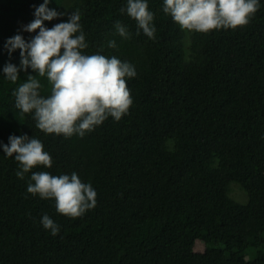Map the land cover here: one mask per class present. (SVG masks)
<instances>
[{"label": "trees", "instance_id": "16d2710c", "mask_svg": "<svg viewBox=\"0 0 264 264\" xmlns=\"http://www.w3.org/2000/svg\"><path fill=\"white\" fill-rule=\"evenodd\" d=\"M42 2L0 0V73L8 62L19 65V50L10 57L4 43L18 33L31 39L20 25ZM162 5L148 0L150 39L121 12L126 0L49 4L79 11L84 54L116 56L137 72L126 79L128 113L83 138L39 130L14 106L12 92L28 73L15 83L0 75V142L12 134L40 139L52 167L33 172H76L97 192L84 215L59 214L54 200L27 192L31 172L18 178V163L0 149V264H264V0L247 25L208 33L181 30ZM31 74L49 95L47 79ZM232 182L244 202L230 196ZM44 214L60 226L57 235L41 225Z\"/></svg>", "mask_w": 264, "mask_h": 264}, {"label": "clouds", "instance_id": "9594fccd", "mask_svg": "<svg viewBox=\"0 0 264 264\" xmlns=\"http://www.w3.org/2000/svg\"><path fill=\"white\" fill-rule=\"evenodd\" d=\"M52 0H43L34 9V19L22 26V31L38 32L26 40L20 33L6 39L4 49L11 57L17 49L19 65L11 62L2 68L6 80L15 83L20 72L27 74L25 82L13 90L14 106L24 114H32L36 127L47 134L78 135L83 138L109 117L119 121L133 103L126 79L137 75L135 66L116 56L84 54L88 47L80 23L79 11H57L50 8ZM260 7V0H163L162 10L181 30L208 33L212 30L236 29L247 25ZM136 21L140 30L150 39L154 38V14L149 10L148 0H126L121 9ZM67 15V19L51 28L45 21ZM119 36L127 38L124 25L115 24ZM115 48V40L108 42ZM39 77H45L51 85L50 94H40ZM5 157L18 163L16 176L24 179L31 172L27 192L41 199H52L59 214L77 218L96 205L97 192L90 183L82 182L76 172L52 175L47 171L33 172V168L52 167V157L44 150L40 139L27 134L8 137V143L0 142ZM40 223L53 236L60 226L44 214Z\"/></svg>", "mask_w": 264, "mask_h": 264}, {"label": "rangeland", "instance_id": "374dc122", "mask_svg": "<svg viewBox=\"0 0 264 264\" xmlns=\"http://www.w3.org/2000/svg\"><path fill=\"white\" fill-rule=\"evenodd\" d=\"M54 24H56V23H52L48 27L51 28ZM23 25H26V23H23L20 25L21 31H22ZM22 32H23V34H26V35H29L32 37L36 34V32H38V30H36V32H33V33H28L26 31H22ZM229 189H230V196L232 198H234L238 202H244L245 201L246 196H245L244 192L240 190L239 186L236 183H234V182L230 183ZM195 249L196 250H202L203 249L202 243L197 241L195 243ZM247 256L250 257V253H248Z\"/></svg>", "mask_w": 264, "mask_h": 264}]
</instances>
